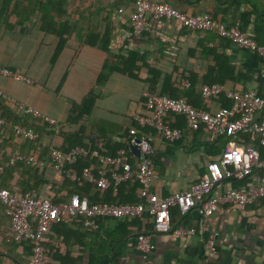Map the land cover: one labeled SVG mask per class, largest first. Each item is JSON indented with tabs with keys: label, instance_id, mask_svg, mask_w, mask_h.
Here are the masks:
<instances>
[{
	"label": "crops",
	"instance_id": "obj_1",
	"mask_svg": "<svg viewBox=\"0 0 264 264\" xmlns=\"http://www.w3.org/2000/svg\"><path fill=\"white\" fill-rule=\"evenodd\" d=\"M149 1L168 3L188 16L211 15L264 46V0ZM135 2L0 0V68L21 77L0 75V92L57 121L52 126L26 116L41 135L40 151L36 153L50 166L47 177L62 187L65 195L73 186L63 188L64 178L53 172L51 149L67 151L82 141L87 146L94 144L93 151L100 153V146L107 155L115 156L120 149H130L132 128L137 129L138 137L151 138V161L157 174L153 191L160 197L198 183L208 163L220 159L232 142L225 137L203 129L191 131L186 121L183 128H177L182 129V138L170 142L159 138L152 126H142L138 117L150 116L145 106L147 92L184 97L196 108L212 113L231 107L232 102L225 95L204 102L200 95L203 85L253 91L264 99V56L241 49L212 31L187 30L176 20L158 22L152 18L147 30L136 33L130 19ZM170 46L177 48L174 56L166 53ZM104 65L112 71L95 91L93 106H84ZM0 102L17 110L2 96ZM262 116L264 110L259 114ZM177 117L168 116L171 127L178 123ZM64 133L80 138L72 144L65 140ZM14 137L8 132L0 142ZM16 141L3 147L1 153L10 157L16 151L36 150L29 147L30 143ZM260 149L264 155V148ZM130 155L132 163L137 164L140 157ZM109 172L110 168L106 169V176ZM20 173L16 170L15 179ZM1 177L0 185L8 180L10 183L6 174ZM247 183L225 181L216 194ZM139 190L140 184L129 180L106 198L93 186L89 196H83L98 198V203L133 204L140 201ZM172 212L173 227H194L196 234L182 238L154 234L153 218L147 214L133 220L100 219L93 233L77 225L57 223L46 236L47 246L53 249L50 264H264V201L245 208L219 206L209 218L197 211L186 216L176 208ZM10 225L11 215L0 203V264H28L32 254L28 242L2 241V232ZM141 233L154 236L153 252L143 254L138 250L137 236ZM211 241L213 250L209 248ZM58 242H66L61 252L57 251Z\"/></svg>",
	"mask_w": 264,
	"mask_h": 264
},
{
	"label": "built area",
	"instance_id": "obj_2",
	"mask_svg": "<svg viewBox=\"0 0 264 264\" xmlns=\"http://www.w3.org/2000/svg\"><path fill=\"white\" fill-rule=\"evenodd\" d=\"M152 18L158 22L176 20L189 30L212 31L241 49L264 56V46L248 37L238 27L227 26L211 15L188 16L168 3L136 0L135 10L130 15L134 31L142 33L147 30ZM176 50V47L170 46L166 53L174 56ZM0 75L21 78L5 68H0ZM200 95L203 100H214L225 95L232 102V106L222 107L212 113L196 108L184 97L172 98L147 92L145 106L150 116H140L138 121L144 127L152 126L159 138L170 142L183 136L182 130L171 127L167 120L169 115H175L184 116L191 131L203 129L219 137L248 134L251 140L258 141L259 145H241L232 141L219 160L208 163L207 172L198 183L167 197H160L153 191V182L157 174L151 161L154 153L151 138L144 135L138 137L135 128L129 131L128 143L137 146L141 151L137 164L132 163V156L125 149L116 157H111L102 156L98 151L90 152L84 147L73 148L67 153L60 148H53L50 151V158L57 175L67 174L71 180H77L78 175L66 171V165L74 164L79 158L90 155L98 159L99 176L86 168L82 173L85 181L102 189L115 187L116 190L125 181H137L140 184L138 195L140 201L123 205L93 203L87 197L74 194L68 202L54 204L47 195L37 196L32 193L24 196L13 195L0 185V203L11 215V226L3 234L4 242L7 244L30 242L32 254L28 264H49L48 258L53 254V249L47 246L46 236L55 224L66 219H76L85 228L95 231L98 228V220L103 218L123 221L147 214L153 218L154 234H173L182 238L195 235L196 228L183 224L173 227L172 210L175 208L182 216L197 211L201 217L209 218L219 206L236 205L245 208L257 201H264V155L260 149L264 148V116L259 117L264 110V99L253 91L226 90L221 84L203 85ZM0 96L14 104L25 116L43 120L52 126L57 125L55 119L49 118L39 110L17 102L1 92ZM2 127H10L14 136L23 141H36L39 137L35 128L0 117V128ZM19 161H25L37 168L45 165L33 155H26L20 151L13 152L10 155V163L15 164ZM106 167L112 172L111 179L106 176ZM228 180H248V183L216 194ZM137 248L143 254L153 252L156 248L154 236L147 233L139 234ZM209 248L214 249V242H210Z\"/></svg>",
	"mask_w": 264,
	"mask_h": 264
},
{
	"label": "trees",
	"instance_id": "obj_3",
	"mask_svg": "<svg viewBox=\"0 0 264 264\" xmlns=\"http://www.w3.org/2000/svg\"><path fill=\"white\" fill-rule=\"evenodd\" d=\"M186 29L189 30L188 28H186ZM195 31H197V30H195ZM111 71H112L111 68H108L107 65H104L103 69L101 70V74L99 75L98 80H97V82H96V84L94 86V89L90 92V94L86 97V99L83 102L84 106H88V107H92L93 106V104L95 102V98H96L95 91L97 89H100L101 85L105 81H107ZM182 86H184V84H182ZM157 95H160V94H157ZM203 101L204 102H210L211 100H203ZM11 108L12 107H8L7 105L2 104L0 102V117L7 118L9 121L14 122V123L23 124V125H27V126H31V127H36V124L34 122L27 121L26 116L22 112H19L18 109L14 110V108H12V109ZM88 114H89V112H88ZM81 115H84V114L81 113ZM81 115H78V119H81V117H82ZM177 118H178V121H177L178 123H176L173 127L183 128L184 127V123H186V118L184 116H178ZM8 132H12L10 127L9 128H5V127L0 128V138L1 137L5 138V135ZM63 135L65 137V140L70 142V143L72 142V144L74 143L73 141L75 139H79L80 138L79 135H70V134H67V133H64ZM40 138H41V135L39 134L38 140H36V141H24V143H26V145H28L30 143L29 147H31V149H36V150L31 151V153L29 152V153H23V154L33 155L37 159L41 160V158H39L38 155H37L39 153V151H40V149H39V147H40L39 146L40 145ZM225 138H227L230 141H233L235 143L241 144V145H245V144H247V145L248 144L249 145H256V146L259 145L258 141L251 140V136L248 135V134L240 135V136H236V137H225ZM16 139L20 140L19 138L14 137L12 140L7 139L5 141V139H3L5 142H0V168H2V171L0 172V180H2L1 176L5 175V174L10 179V183L9 184H7L8 181H9L8 180V181L3 182V184L1 186L3 188L8 189L13 195L24 196V195H26L28 193L37 194V196H46L47 195V197L54 204H61L63 202H68L70 200V198L72 197L73 193H79V195L81 194L80 196H82V197H84L83 195H88L89 196V193L91 191V187L92 186L94 188H96L98 194L105 196V198L110 196L111 194H113L114 191H116L115 187H110L108 189H102V188L98 187L97 185H94V184L92 185V184H90L89 182H87V181H85L83 179L82 173H83L84 169H86V168H89L96 176H99L100 166H99L98 159L89 155L86 158H83V157L79 158L74 164H67L66 165V168H65L66 171H68L70 173H76L78 175V179L79 180L77 179V180L73 181L67 176V174L61 175V177L64 178L63 188L67 189V187H69V185L71 187L73 186L70 189L71 192H69V193H67L65 195L63 193L62 187L57 186L56 184H54L50 180V178L47 177L48 170H49V167H50L49 164H47V162L41 168H37V167H35L33 165L27 164L25 161H19V162H16L15 164H11L10 163V157H8V155H6V153H4V154L1 153L3 147L10 146V144H13V143L17 142ZM20 141H22V140H20ZM76 147H84L85 149H87L90 152H92L95 149L94 144H91L90 146H87L84 143H82V141H80V143L78 145L73 146L72 148H70L69 150H67L65 152L67 153V152L71 151L73 148H76ZM98 148H99L98 150L100 151V154L102 156H109V155L106 154L105 151L102 150V148L100 146ZM124 149L126 151H130L128 146L126 148H124ZM121 150L122 149H120L115 154V156H111V157H116L117 155H119ZM36 152H38V153H36ZM130 154H132V153L130 152ZM50 165H52V162H51ZM106 169H109V168L106 167ZM16 170H18V171L20 170V172H21L20 173L21 174L20 177L17 178V179H15V177H14V174H15ZM53 172L56 173L54 171V169H53ZM27 175L29 176V179H26ZM111 176H112V172L110 171L109 172V176H107V177L109 179H111ZM233 181L235 182V181H238V180H233ZM238 182H241V181H238ZM48 185H51V187L48 190L47 189L45 190L44 186H48ZM120 186L117 188V190L120 188ZM240 186H243V185H241V184L240 185H237V184L235 185V187H240ZM59 196L64 197V198H59ZM96 199H98V198H93L90 201L93 202V203H98V202H96V201H98ZM104 203H109V201L106 200V202H104ZM178 212H179V210H178ZM172 220H173V212H172ZM63 223L77 225V226L81 227L86 232H90V233L94 232L91 229L85 228L81 223H78V221L76 219H66L63 222H61V224H63ZM172 223H173V221H172ZM58 224H60V223H58ZM6 230L7 229H5L2 232V241L3 242H4L3 234H4V232ZM66 242H62V243L58 242L60 247L57 248V251L61 252L62 251V247H63V245H65ZM20 243H23V242H20ZM28 243L31 245V249H32V244L30 242H28ZM15 244H19V243H15ZM51 257H52V254L48 258L49 264L51 262Z\"/></svg>",
	"mask_w": 264,
	"mask_h": 264
},
{
	"label": "water",
	"instance_id": "obj_4",
	"mask_svg": "<svg viewBox=\"0 0 264 264\" xmlns=\"http://www.w3.org/2000/svg\"><path fill=\"white\" fill-rule=\"evenodd\" d=\"M130 150L137 157H141V151H140V149L137 146L130 145Z\"/></svg>",
	"mask_w": 264,
	"mask_h": 264
}]
</instances>
